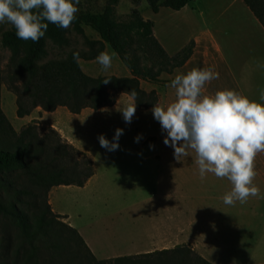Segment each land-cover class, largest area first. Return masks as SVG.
I'll return each mask as SVG.
<instances>
[{
  "label": "trees",
  "instance_id": "1",
  "mask_svg": "<svg viewBox=\"0 0 264 264\" xmlns=\"http://www.w3.org/2000/svg\"><path fill=\"white\" fill-rule=\"evenodd\" d=\"M146 1L158 12L161 6L180 10L191 0ZM244 1L264 25V0ZM81 22L89 24L109 43L129 68L131 76L92 77L82 70L79 60L73 58V53L79 52L76 49H71L63 58L44 61L47 40L66 45L68 28L50 23L45 37L33 42L18 39L11 27L3 32L1 43L10 51L6 82L16 95L18 117L30 114L38 106L53 111L64 105L73 113L86 107L99 109L115 104L119 93L129 94L131 89L137 93L133 100L138 108L152 107L157 100L156 92L141 89V79L158 80L162 72H172L184 65L193 52L194 42L191 41L169 55L154 35V22L145 19L137 9H133L128 21L120 22L112 18L110 7L103 12L82 7L72 25L83 33ZM135 36L141 43L144 64L131 48ZM103 41L90 40L92 46L100 43L99 47L89 53L79 52V59H95L105 49ZM150 53L156 57L152 59ZM94 173L92 157L62 137L54 127L40 130L38 121L31 120L17 131L0 108V215L17 229L15 235L8 231L0 235V264H213L187 244L98 260L80 232L61 221L65 216L55 214L47 200L53 186L82 187ZM15 238L20 239V245L12 248ZM69 240H76L88 252L77 263L50 255L52 249L64 250V243Z\"/></svg>",
  "mask_w": 264,
  "mask_h": 264
},
{
  "label": "rangeland",
  "instance_id": "2",
  "mask_svg": "<svg viewBox=\"0 0 264 264\" xmlns=\"http://www.w3.org/2000/svg\"><path fill=\"white\" fill-rule=\"evenodd\" d=\"M82 7H90L94 12H103L107 7H110L112 8V18L120 22L128 21L131 18L133 9H137L145 19H150L154 22V35L169 55H174L183 46L191 41L194 42L192 45V55L194 53L195 56L190 65L184 68L177 67L179 69L176 71H174L175 68L172 72H162L158 80L141 79L139 84L141 89L146 92L155 90L157 96L156 103L158 102L162 106H166L175 100V90L171 87V80L174 79L175 75L178 73H187L193 68H211L219 74L217 79L206 83L203 89L204 94H212L222 89H234L243 95L258 98L260 90L264 89V80L261 82L258 78L252 79L253 83H244V70L242 68L245 58L244 55H246L244 52H246L247 47L249 48L254 45V40L248 39L243 33L240 34L241 39L236 38L235 34L238 28L241 27L240 25H243L242 20H244L238 16L241 13L243 14L244 10L234 0H191L180 10L161 6L158 12H154L146 0H80L79 11ZM11 27L8 24H0V108L10 120L13 127L19 131L26 124L21 125V120L17 118L16 95L8 87L6 82L10 51L1 43L3 32ZM80 27L83 33L77 31L72 24L70 25L66 34L68 37V43L66 45L60 46L51 40H47L48 52L43 60L63 58L71 49L89 53L92 49L98 48L100 43L97 42L92 46L89 41H103L99 33L85 22H81ZM212 35L222 44L224 59H212L214 47ZM236 39H240V42L238 43ZM136 40L137 36L133 38L131 48L140 55L141 64H144L146 61L141 56L143 53V50L139 46L141 43ZM103 42L105 44L104 51L115 54L111 67L108 70H103L96 58L92 60L80 58L79 63L82 70L92 77H106L113 74L117 76L129 75L130 70L120 56L110 47L108 42ZM235 42L237 47H234ZM150 55L152 59L156 57L155 54L150 53ZM229 65L232 66L231 68L233 70L229 68ZM124 97L111 112L106 110L98 112L87 109L89 112L78 121H74V117L77 116L72 115L73 112H70L69 108L65 106L64 109H67V112L64 115L61 114L59 117L62 125L53 126L51 123L48 125L58 130L62 137L66 138L77 148L94 157L100 164L102 170L103 165L101 163L103 160L109 161V166L116 170L110 180L112 190H106V187L103 189V185H106L107 182L103 178L98 180L99 185L97 189L88 192L87 189L84 190L72 185H61L58 188L53 186L47 194V200L55 214L58 211L68 213L84 226L83 220L79 219L78 213L84 206H87V202L93 205H120L126 201L130 203L132 200H135V197L130 192L128 194L123 191L124 186H127V183L131 179V176L126 179L125 171L139 169L141 171L140 179L144 187L150 188L157 180L155 173L152 172L156 168L155 160L174 159L173 149L163 143V138L166 133H162L159 123L153 118L150 111L152 107L138 108L136 106V112L131 123L124 122L120 110L130 102L135 103L129 94L124 93ZM143 99L148 100L146 96H143ZM77 119L79 118L77 117ZM38 125L40 130L48 127L41 125L39 121ZM118 127L124 129L119 139L120 147L115 151H107L101 148L98 142V136L104 134L106 138L111 140L115 129ZM138 134H143V136L139 142H136L135 137ZM150 144L155 147L150 148ZM194 157L195 154L190 153L189 156L181 159V161H184V167L188 170V183L194 182L196 179L194 176L199 175L198 166L194 163ZM255 158L264 159V152L258 153ZM145 159L149 160L144 161ZM117 171L123 172L120 175H116ZM194 202V197L189 199V204L192 208H194ZM140 205L145 206L146 204L142 202ZM61 221L66 222L64 218H61ZM5 231L15 235L17 229L6 218L0 215V235L5 233ZM64 244H66L64 250L58 251L52 249L50 255L61 256L76 263L88 255L87 250L83 246H79L76 240H69ZM11 245L12 248H16L20 245V239L15 238ZM25 246L28 247L26 243ZM14 250L11 253L12 257L14 256ZM208 262L213 264L264 263L247 261L225 263Z\"/></svg>",
  "mask_w": 264,
  "mask_h": 264
},
{
  "label": "crops",
  "instance_id": "3",
  "mask_svg": "<svg viewBox=\"0 0 264 264\" xmlns=\"http://www.w3.org/2000/svg\"><path fill=\"white\" fill-rule=\"evenodd\" d=\"M234 2L239 3L244 10V13L238 16L244 20L235 34L236 38L241 39L240 34L243 33L248 39L254 40V45L247 47L244 52L247 55H244L242 67L244 83H253L252 79L257 78L263 82L264 25L244 0ZM240 39H236L238 43ZM212 42L214 45L212 59H224L223 46L214 35ZM234 47H237L236 42ZM194 56L193 53L180 68L190 65ZM231 67L229 65L233 70ZM177 69L179 68L174 71ZM126 76H131V73ZM122 98H125L124 93L119 94L117 101L111 106L99 109L86 107L79 113H72L79 118L74 117V121L86 116L89 112L87 109L111 112ZM64 107L58 106L53 111H47L38 106L30 114L17 118L21 120V125L38 120L41 125L48 126L51 123L53 126H60L62 125L60 115L67 112ZM92 159L94 175L84 186L76 187L87 189L88 192L97 189L98 180L103 178L107 181L103 189L106 187V190H112L110 180L116 170L109 166L107 160L102 161V170L97 160L94 157ZM183 162L174 159L155 160L156 168L152 172L155 173L157 180L150 188L144 187L139 169L125 171L126 179L130 176L131 179L123 191L130 192L135 200L120 205H93L87 202V206L78 213L84 226L70 214L59 211L58 213L64 215L66 222L80 232L98 260L187 244L206 260L214 263L264 262V159L255 158L254 161L257 174L253 183L259 188V194L250 196L245 203L237 201L232 205L223 203L224 194L232 187L227 178L206 174V177L201 179L197 175L194 176L196 178L194 182L188 183V170ZM122 172L117 171L116 175ZM193 197L194 208L189 204V199ZM142 202L146 205L141 206Z\"/></svg>",
  "mask_w": 264,
  "mask_h": 264
},
{
  "label": "clouds",
  "instance_id": "4",
  "mask_svg": "<svg viewBox=\"0 0 264 264\" xmlns=\"http://www.w3.org/2000/svg\"><path fill=\"white\" fill-rule=\"evenodd\" d=\"M79 4L80 0H0V24L11 25L18 39L38 42L45 37L50 23L69 28L77 19ZM114 55L101 51L96 60L103 70H108ZM73 58L78 62L79 52H74ZM218 76L211 68L176 74L171 80L175 100L166 106L157 102L150 111L162 133H166L163 143L173 149L175 160L194 153L201 179L211 173L231 183V190L223 196L224 204L245 203L250 196L259 194L253 179L257 174L255 157L264 152V89L258 98L234 89L204 94L206 83ZM129 94L133 99L137 96L135 89ZM136 106L130 102L120 110L125 123H131ZM123 132V128H116L111 140L100 134V147L117 150ZM142 136L138 134L135 141Z\"/></svg>",
  "mask_w": 264,
  "mask_h": 264
}]
</instances>
